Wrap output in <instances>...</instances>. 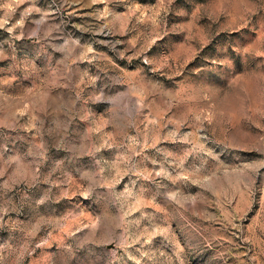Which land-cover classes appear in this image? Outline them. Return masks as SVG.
Wrapping results in <instances>:
<instances>
[{
    "label": "rangeland",
    "instance_id": "1",
    "mask_svg": "<svg viewBox=\"0 0 264 264\" xmlns=\"http://www.w3.org/2000/svg\"><path fill=\"white\" fill-rule=\"evenodd\" d=\"M0 264H264V0H0Z\"/></svg>",
    "mask_w": 264,
    "mask_h": 264
}]
</instances>
